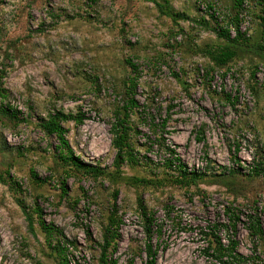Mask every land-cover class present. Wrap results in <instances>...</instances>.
Here are the masks:
<instances>
[{"label":"rangeland","instance_id":"obj_1","mask_svg":"<svg viewBox=\"0 0 264 264\" xmlns=\"http://www.w3.org/2000/svg\"><path fill=\"white\" fill-rule=\"evenodd\" d=\"M155 1L190 20L174 24L146 0H0L1 86L7 92L0 104L17 118L0 116V264H62L35 223V197L43 220L73 244L62 245L67 263L97 264L96 244L113 192L121 220L112 252L116 264L145 261L137 195L153 214L155 264H219L212 235L226 243V207L242 214L235 240L244 264H264V238L248 236L245 224L254 211L264 235V176L246 175L252 158L264 152L258 22L264 0H244L239 29L247 42L233 46L234 56L223 66L214 57L227 45L204 27L214 26L204 5L222 22L232 14L230 0ZM125 59L138 72L134 98L140 108L133 123L150 135L144 114L156 124L166 118L157 134L174 145L188 169L205 174L196 184L174 185V174L159 164L162 153L154 148L147 153L152 162L112 164L108 122L129 73ZM53 110L84 116L80 125L63 124L65 139L75 156L100 168L96 179L55 159L56 139L39 127ZM30 170L47 181L34 183ZM64 177L67 193L61 198L58 182ZM135 179L147 183L137 186ZM23 212L33 219L32 231Z\"/></svg>","mask_w":264,"mask_h":264},{"label":"trees","instance_id":"obj_2","mask_svg":"<svg viewBox=\"0 0 264 264\" xmlns=\"http://www.w3.org/2000/svg\"><path fill=\"white\" fill-rule=\"evenodd\" d=\"M146 1L153 4L158 14L166 16L174 24L178 21L190 20L185 13L171 11L165 4L158 3L155 0ZM230 1L232 14L222 22H220V20L217 21L215 12L209 4L204 5L207 11L212 10L209 16L214 24L213 27L204 24V27L210 29L216 39L222 40L227 45L224 48H219L220 51L214 57V62L220 66L225 65L233 58V46H242L247 42L245 34L240 32L239 29L240 15L243 11L244 0ZM259 6L260 15L258 16V22L260 27V39L261 42L264 43V1H260ZM124 64L128 66L129 73L122 82L123 95L120 98V103L113 106L108 122V132L110 135L109 145L113 150L112 164L118 166L124 161L152 162L149 156H147V153H152L154 148L156 151L162 153L159 164L164 169L171 170L174 174L172 180L174 185L177 187H189L196 184L200 177L205 174L193 169H188L186 164L181 161L175 152L174 145L165 144L164 138L157 134L158 128L163 130L166 118L161 119L160 122L156 124L153 115L148 113L144 114V117L148 119L147 128L150 135L140 132L137 129V125L133 123L132 117L140 108L137 100L134 98L138 72L136 65H134L130 59H125ZM1 79L2 71L0 70V101H3L7 97V92L1 86ZM226 100L229 101L227 98ZM141 110L143 114L142 106ZM0 116H4L8 120L17 121L16 112L7 105L0 104ZM83 117L84 116L80 113L65 114L60 110H53L46 116L45 120L40 122L39 127L44 134L55 137L57 145L54 148V157L57 162L66 166L68 169L75 170L81 177L94 180L100 175V168L86 164L75 156L65 139L66 129L63 124L72 122L74 125H80L83 121ZM196 139L197 141H202L201 137H196ZM251 161L253 165L246 170V175L251 177L264 176V152L263 154L253 157ZM223 170H225V172L222 173L228 175L237 173L236 169ZM29 173L34 183L42 184L47 181L46 178H38L31 170ZM65 177H67L66 174ZM65 177L58 182L61 198L67 193L66 186L64 185ZM146 183L147 182L144 180H134V184L137 186H144ZM39 199L40 197L34 198L33 208L31 209V213L35 214L36 217L35 223L40 233L43 235L46 245L61 258L62 264H68L64 258L66 248L62 245L73 247V244L65 238L61 229L43 220L41 209L38 206ZM116 201L117 193L113 192L110 196V204L108 206L101 240L96 244L98 249L97 264H116V261L112 258V252L115 249L114 244L118 238V227L121 222L120 218L117 216ZM135 206L138 218H140L143 226V253L145 255L143 264H155L156 253L151 244L152 226L154 224L153 214L146 208L140 195L135 197ZM223 213L226 224L222 227L227 233L226 243L223 244L220 239L212 235V242L214 243L212 257H214L219 264H244L247 258L237 250V241L235 240L237 224H244L240 219L242 214L239 209L229 207L224 208ZM24 219L27 229L32 231L34 222L31 215L24 213ZM245 224L248 236L258 241L264 238L260 222L254 211L245 216ZM85 234L89 238L87 229L85 230Z\"/></svg>","mask_w":264,"mask_h":264}]
</instances>
